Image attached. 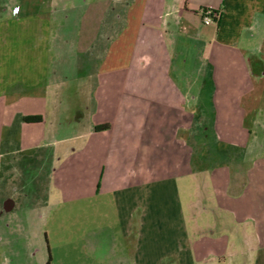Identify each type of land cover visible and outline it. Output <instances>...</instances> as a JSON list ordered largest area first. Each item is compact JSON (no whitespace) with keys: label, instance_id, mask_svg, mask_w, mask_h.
I'll list each match as a JSON object with an SVG mask.
<instances>
[{"label":"crops","instance_id":"obj_1","mask_svg":"<svg viewBox=\"0 0 264 264\" xmlns=\"http://www.w3.org/2000/svg\"><path fill=\"white\" fill-rule=\"evenodd\" d=\"M77 202L96 264H264V0H0L1 264Z\"/></svg>","mask_w":264,"mask_h":264},{"label":"rangeland","instance_id":"obj_2","mask_svg":"<svg viewBox=\"0 0 264 264\" xmlns=\"http://www.w3.org/2000/svg\"><path fill=\"white\" fill-rule=\"evenodd\" d=\"M193 80L195 77H192ZM105 208L90 207L88 202H77L73 204L61 205L59 209L54 210L50 215H43V219L38 218L39 230L43 231V246L40 251L36 253L33 259L37 264H48L49 257H51L50 264H96L90 255H88L80 247L75 246H58L61 241H66L72 234L74 236L80 235L85 230L84 215H106ZM41 221V222H40ZM51 239V247L49 238ZM24 244V242H23ZM22 262H25V255L28 253L22 252ZM11 264H17L16 259L8 253ZM29 256V255H28ZM2 258V257H1ZM29 259V258H28ZM2 259H0L1 264Z\"/></svg>","mask_w":264,"mask_h":264},{"label":"built area","instance_id":"obj_3","mask_svg":"<svg viewBox=\"0 0 264 264\" xmlns=\"http://www.w3.org/2000/svg\"><path fill=\"white\" fill-rule=\"evenodd\" d=\"M203 22L206 24L215 23L220 16V13L212 8H206L201 10Z\"/></svg>","mask_w":264,"mask_h":264},{"label":"trees","instance_id":"obj_4","mask_svg":"<svg viewBox=\"0 0 264 264\" xmlns=\"http://www.w3.org/2000/svg\"><path fill=\"white\" fill-rule=\"evenodd\" d=\"M220 18V16H219ZM24 121L26 123H39V122H42V117H38V116H35V117H25L24 118ZM110 129V127L108 125H103V126H97L95 128V132L99 133V132H105V131H108ZM51 262V259H49V263L50 264Z\"/></svg>","mask_w":264,"mask_h":264}]
</instances>
